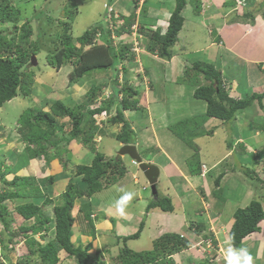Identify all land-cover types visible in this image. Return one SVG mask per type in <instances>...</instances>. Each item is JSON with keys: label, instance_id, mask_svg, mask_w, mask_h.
Listing matches in <instances>:
<instances>
[{"label": "crops", "instance_id": "1", "mask_svg": "<svg viewBox=\"0 0 264 264\" xmlns=\"http://www.w3.org/2000/svg\"><path fill=\"white\" fill-rule=\"evenodd\" d=\"M134 1L113 0L112 5L124 21L125 17L131 15L134 22L130 24H136L139 30L146 26L149 33L155 30L164 33L176 2L169 0L171 4L169 2V5L163 8L160 3L162 0H137L135 5ZM196 1L200 2L195 3ZM218 2L221 6L214 3V6L210 5L205 11L201 0H194L195 4L184 5L183 24L177 40L170 48L169 58L150 52L146 47L145 50L141 48L140 51L128 53L129 58L119 65V71H116V66L114 69L101 70L105 72L103 74L91 71V78V74L86 76L88 80L91 79L89 85L87 79L81 80L83 76L73 80L66 78V75L70 76V65L62 66L58 70L51 66L48 80L46 77L42 80V76L34 75L31 94L24 95L21 92L1 106V114L4 117L7 110L3 106L8 105L11 112L17 109L12 123L17 129L18 116L28 107L49 112L52 104L58 101H67L75 110H78V105L87 106L85 99L96 101L92 102L95 108L102 106L100 103H113L110 110L113 108L116 112L118 108L122 111L133 131L134 143L117 140L116 134L121 131L122 122L110 121L109 118L101 122L103 128L100 134L93 136L92 147L102 153L103 159L106 160L119 156L117 151L120 146L133 144L142 161L158 167L156 194L152 195L147 179L138 166L126 159L127 155L119 156V167H122L124 172L122 176L92 195H82L74 200L71 215L76 216L81 204L85 205L87 210L89 203V218L94 227V233H91L87 222L77 219L71 231L74 247H85L91 243V251L105 249L104 254L115 257L123 246L135 251L149 250L153 241L162 234L175 233L184 236L189 245L171 256L172 264H199L202 258L209 255L215 257L216 264H227V251L230 246L236 250L246 248L253 258V264H264V230H259L261 223L256 231L242 240L240 247L232 246L229 241V230L236 209L246 206L254 199L260 202L264 212V96L260 101L254 99L247 107L236 110L233 119L228 122L207 115L206 102L195 97L194 92L198 86L208 83L202 75L198 74L195 79L193 74L185 73L193 63L201 62L220 71L221 81L226 85L224 92L228 98L245 99L252 93L262 92L264 0H254L263 2L259 10L254 2L251 5H240L235 15L230 13L234 19L229 22L225 17L230 12V7L235 6L234 1ZM190 5L194 6L189 9ZM248 5L256 10L241 16L244 10L249 8ZM144 11L147 13H143ZM104 13L103 9L97 16L95 14L86 29L97 19L96 22L99 23ZM124 23L123 34L120 33L119 39L131 43L138 29L130 30L126 35L125 31L128 32L129 25ZM106 34L102 33L103 45L109 44ZM199 37L203 38L201 45L189 48L191 41L199 40ZM142 40L146 44L148 37H143ZM198 53L202 56L196 57ZM61 68L65 69L64 72H61ZM117 77L123 85H131L134 91L129 97L123 91L118 95L126 96L128 104L135 100V106H119L113 97L97 101L96 98L102 95L103 90L114 91L113 86L120 85ZM159 84L164 85L163 93L156 90ZM93 86L95 89L97 86L100 88L94 91L95 97L88 100L86 91L90 93ZM168 88L171 94L168 93ZM19 96L21 98L16 100ZM74 117L73 114L55 116L59 126L55 127L51 141L59 143L61 149H50L49 158L40 153L29 157L28 151L25 152L26 143L19 138L18 132V137L11 131L0 132V158L14 160L11 162L15 165L14 172L20 176H34L39 181L42 192L53 200L51 204H62L61 194L68 183L75 184L81 191L86 192V186L81 175L76 173L75 167L91 164L94 153L83 139L71 135L75 124ZM2 125L0 120V129ZM104 136L112 139L115 144L110 141L102 144ZM200 138H208L206 143L221 147H216V157L209 158L213 154L209 152L208 158L204 156V159L196 160L194 165L195 160L190 157L195 154L193 152L196 149L193 151L186 143L193 147V144L196 145L194 140ZM247 154H254L259 159L254 158V162L250 163ZM245 161L248 162L245 164ZM202 164L206 165L204 173ZM46 176H51L52 181ZM125 191L134 192L136 195L128 206V216L120 217L116 211V202ZM156 196L169 197L172 211H163L159 207L147 211V204ZM41 201L42 199L39 200ZM16 214L22 217L19 213ZM51 218L53 219L52 216ZM53 222L49 221L47 225ZM141 225L137 238L122 240V237L135 233ZM54 234L55 226L53 237ZM200 245L208 251L200 253ZM26 257L25 261L30 262L31 256ZM105 259L104 257L106 263Z\"/></svg>", "mask_w": 264, "mask_h": 264}, {"label": "trees", "instance_id": "2", "mask_svg": "<svg viewBox=\"0 0 264 264\" xmlns=\"http://www.w3.org/2000/svg\"><path fill=\"white\" fill-rule=\"evenodd\" d=\"M136 1L137 0L133 2L134 5ZM250 1L251 0H244L243 3L249 4ZM184 4L185 0L176 1L175 7L168 18V24L164 33H161L160 30H155L152 32L151 36L146 34L148 36V41L146 42L145 47L148 51L156 52L159 56L165 58L171 56L170 48L177 40L178 32L181 29L184 20L182 13ZM197 6H199V4ZM245 15L246 14L243 13L241 16ZM19 19L18 8L13 4H10L8 0H0V23L11 22L14 28L19 29V27L16 26ZM71 19V16H68L66 21ZM132 19L133 17H131V15L125 17L124 22L129 25L128 32L125 31L126 35L132 30L130 24L134 22ZM124 26L125 23L122 27L116 28L118 36H120V33L123 34L122 29ZM97 29H99L101 33H107L106 41L108 40L109 44H91V39ZM141 30L142 32L144 30L148 31L149 28L144 26L140 31ZM29 36V27H24L23 31L18 35L17 40L15 36L7 37L5 34H0V107L6 101L15 97L18 94V91L22 92L24 95L28 94L26 91L34 81L35 73L30 68L31 62L27 63V61L28 59L30 60L29 56L31 53L36 54L38 46L37 43H32L29 40ZM78 40L82 43L81 45L88 43L93 46L82 50L80 47H76L72 44L71 38L68 35L62 38L61 47L55 48L53 51L46 54L47 63L56 69L66 63L74 64L76 60H79L80 62L74 69L75 79H78L85 74H89L91 71H101L108 68L114 69L115 66L117 68L116 71H119V65L123 60L129 58L128 53H133L131 47L133 44L132 42L131 44L123 42L121 39L115 40L111 38L108 27L104 28L101 24L100 26L93 28L89 27L86 29L78 37ZM116 42L117 45L115 46ZM25 44L29 45L25 46ZM33 46L35 47V50H31L33 52H28ZM120 69H122V66ZM185 73L186 75L193 74L195 79L198 74L202 75V78L208 83L198 86L194 92L195 97L203 99L206 102L207 115H213L223 120H227L228 122L233 119L236 110L247 107L254 99L260 101L264 96L263 90L262 92L252 93L250 97L245 99L235 100L228 98L227 94L224 92L226 88L224 87L223 81H221L220 71L212 65L196 62L193 63V65L190 66V69H187V72ZM116 80L120 85H114V91L108 89L111 94L104 100H109L113 97L116 99L115 103H118L119 106H135V100L130 101V104H128L126 96L121 97V95H118L119 92L123 91L127 96H132L134 94L132 86H128L126 83L123 85V83L118 81V77ZM99 88L100 87L97 86L96 89ZM96 89L94 86L92 87L93 92L91 91L88 94V100L95 97L93 93ZM90 102L91 101H87V106L85 107H80V105H78V110L70 113L75 115L74 119L76 125H73V133H75V136L82 135L83 142L87 143L93 149L94 153L91 164H82L75 167L76 173L81 175V179L86 186V192L81 191V189L75 184H67L65 190L61 194L62 204L53 206L55 234L51 240L47 241L45 244H39L35 239L29 237L28 234H25L27 235L25 239L26 243L31 247L27 256L38 254L40 257V264H54L58 262L59 258L57 252L60 249L65 250L68 255L75 256L77 258V264H89V249L91 243L87 244L84 248L82 245L74 247L71 242V231L74 223L77 222L76 220L78 219L85 220L89 231L94 233V227L89 218L90 204L87 203V210L85 205L81 204L78 213L73 217L71 215V209L74 200L76 197L82 195H86L87 197L92 195L94 192L101 190L107 184L117 180L124 173L122 170L123 168L119 167L120 155L114 159L104 160L103 154L92 147L93 136L95 134H100L101 129L103 128V123L101 125L103 120L100 121V125L95 123L96 115H100L103 110L109 111L113 103H110L109 105H103V103H100L102 106L92 109L89 106ZM224 102H226L228 106ZM68 110L69 109L65 107L63 103L58 101L52 104V108L49 112L39 110L38 108L28 107L20 113L17 119V123L20 127L18 126L17 129L20 135L19 138L26 143L25 152L28 151L29 157L32 158L34 154L39 153L45 155L47 158L50 157L48 151L52 149L56 143L55 141H47V139L55 134V127L57 125L55 116L58 115L63 117L69 113ZM28 112L30 113L28 114ZM44 119L47 121L46 124L49 126V132H51V134L49 137L46 135L48 138L42 140L40 145L36 147L37 149L30 150L29 146L31 144H37L38 142V140L36 141L33 137H28V141H26V138L30 133V127H32L34 123L41 127L40 120L43 121ZM110 121L122 122L121 131L116 134L117 140L126 143H134L133 131L125 120L120 109L116 108V113L110 117ZM2 164L4 169L3 172L0 171V183L3 188L0 192V223L3 228L6 229L10 222L7 219L8 211H6L7 205L4 201L9 200L10 202H15L17 199L24 198H28V202L15 204L14 208L16 212L25 220L34 217L40 222L39 226L33 227L34 232L39 231L42 226L48 228L47 223L51 221V219L48 216L41 219L40 216L42 213V206H45L48 203H53V200L42 192L40 183L34 176L15 175L11 179H7L6 175L9 173L13 165L12 163ZM7 169H9V171H6ZM46 178H48L49 181H52L53 179L51 176H46ZM41 199L42 201L39 202ZM153 207H159L163 211H172L173 209L170 198L166 196H156L153 200L149 201L146 210L148 211ZM263 218L264 212L258 200L253 199L246 206L236 209L229 230V241L231 245L236 248L240 247L242 240L259 228L260 222ZM26 228L28 227H24V229ZM141 228L142 225L135 233L122 237V240L126 241L129 238H137ZM188 245V241L184 236L175 233H165L153 241L152 248L149 250L135 251L127 246H123L114 257V261L116 264H172L171 256L176 252L186 249ZM96 251L95 254L99 257L106 252L105 249H97ZM210 256L211 255L204 259L202 258V261L199 264H216L215 257ZM22 264L26 263L23 262ZM100 264H105V261L102 259Z\"/></svg>", "mask_w": 264, "mask_h": 264}, {"label": "rangeland", "instance_id": "3", "mask_svg": "<svg viewBox=\"0 0 264 264\" xmlns=\"http://www.w3.org/2000/svg\"><path fill=\"white\" fill-rule=\"evenodd\" d=\"M112 1L113 0H8V2L10 4H13L19 10V18L20 19L17 21V24H16V26L19 27V29L14 28V26H12L11 22L0 23V34H5V35H7V37L15 36V38L17 40L18 35L23 31L24 27H29L30 28L29 40L32 43H34V42L37 43L38 47L37 46L36 47H37L38 51L36 50V54L35 53L30 54V56H29L30 60L28 59L27 63L28 62L30 63L31 57L35 56L36 64H32V62H31L30 68L34 71L36 76H42V80L46 77L48 80V77H49L48 74H49V71H52V68L47 63L46 54L48 52L53 51L55 48L61 47L62 46V38L64 36L69 35L71 38L72 44L75 45L76 47H80L82 50L90 48L91 46H93L91 44L103 45L101 42L102 41V35H100L99 37H96L95 39L92 38L91 41H93V43H91V44L86 43L85 45H81L82 43L78 40L79 36H76V35L83 32V30H85L87 28V25L89 24V22L95 17V14L97 16L98 13L100 14L101 12H103V9H104L105 13H104V15H102L100 22L99 23L96 22L98 19L95 20L93 23H95V22L96 23L95 24L91 23V25H92L91 28L97 27L98 24H101L104 28L109 27V21L111 19L107 18V16H106L107 8L104 7V4H106L107 6L111 5L113 7V9L116 11L115 6L112 5ZM174 1L176 2L177 0H174ZM201 1H202L201 6H202V8L204 7L203 11L207 10L210 5L214 6L216 4L217 6H221L220 3L218 2V0H201ZM233 1H234L235 6L230 7V12L227 14V17H225L228 19L227 20L228 22H229V20L234 19V18H232V15L230 13L233 12V14L235 15L237 13V11H239L238 9H240L239 7H240V5H242V2H243V0H233ZM169 2H170L169 0H164V1L162 0V2H160V3H162L163 8H166L169 5ZM193 2H194V0H185V4H187V5H189V3H193ZM199 2L200 1H196L195 3H199ZM252 2H254V0H251L249 5H251ZM195 3H193V4H195ZM262 3L254 2V4L256 5V9L259 10L260 6H262ZM170 4H171V2H170ZM102 5H103V8H102ZM193 6L194 5H190L189 9H191ZM256 9L253 8V6H249V8H246L244 10V13L246 15H248L249 12L252 13ZM242 10L243 9L241 8V11ZM143 13H147V11H144ZM215 15H216V13H215ZM257 15L259 16V13ZM68 16H71L72 19L69 21H66V18ZM73 18H74V20H73ZM122 22L120 20L117 21L118 25L121 24ZM71 23H72V25H71ZM228 26H230V25H228ZM116 31H117V29L115 31H113L112 34L110 33V36L115 37L114 38L115 40H116V33H117ZM235 33H237V31H235ZM146 34L151 36L152 32L149 33V31H146V30H144L142 32V30L140 31L138 29L137 33L134 37V40L132 43H133V45L135 43H138L140 45L139 51L141 50V48H142V50H145V46H144L145 43H144V40H142V38L148 37ZM256 36H258L257 32H256ZM93 37H95V34ZM202 39L203 38L199 37V40L195 39L194 41H191V43L189 44V46H191V47H189V48H192L193 46H197V47L200 46ZM134 41H136V42H134ZM262 43H264V42H262ZM27 45H29V44H25V46H27ZM116 45H117V42L115 43V46ZM133 48H134V46H132V49ZM31 50H35V47L33 46L30 49V51H28V52H33ZM136 53H138V52H136ZM197 56L201 57L202 55H201V53H198L196 55V57ZM79 62H80L79 60H76L74 62V64L73 63H66V64L62 65V66L68 65V67H69V65L71 66V70L69 71L70 76L66 75L67 79L72 78V80H73V78L75 77L74 69ZM55 70H58V69L55 68ZM64 70H65L64 68H61V72H64ZM55 73H57V72H55ZM91 73L103 74L105 72L95 70ZM91 73H89V74H91ZM89 74H85L81 79V80L87 79L86 81H87L88 85L90 84L91 79L88 80V78L86 76H88ZM91 76H92V74L90 75V78H91ZM95 76L99 77L100 75H95ZM189 78L192 79L193 77H189ZM224 86L226 87L225 84H224ZM163 87H164L163 84H159L158 87H156V90L158 92L163 93L164 92ZM32 91L33 90H32L31 85H30V87L28 88L26 93L31 94ZM106 91H107L106 89L103 90L102 95L98 96L96 99H98V101H99L103 97V95ZM167 91L169 94H171L169 88ZM20 93L21 92L18 91V94H20ZM88 94L89 93H87V91H86L85 95H88ZM20 98H21V96H19L18 99H16V100H19ZM84 101H85V104H87L86 99ZM59 102L63 103V105L69 109L68 114L72 113L75 110L73 105L69 104L67 101H59ZM92 102L96 103V101H91L89 104L90 107L94 105V103H92ZM8 107H9L8 105H7V107L3 106V108H5V110H7L6 117H4L1 114L2 109H0V117L2 118V119L0 118V120H1V123L3 124L2 129H0V132L8 133L11 131V132H13V135L18 137L16 135V132H18V129H16L15 128L16 126H14L12 124L14 121L13 117H15V112L17 109L15 111L11 112L10 111L11 109H8ZM163 107H164V105H163ZM164 109H165V107H164ZM29 113L30 112H28V114ZM40 123H41L40 124L41 127L38 126L36 123H34L32 127H30V133L28 134L26 141H28V137H33L36 139V141L38 140L37 144H31L29 146L30 150L37 149L36 147L40 145L41 141L47 139L51 134V132H49V126L46 124L47 121L45 119L43 121L40 120ZM58 126L59 125L57 124L56 128H58ZM46 135H48V137H46ZM71 135L75 136V133H71ZM75 137L80 139V140L83 139L82 135H76ZM218 137H220V136L218 135ZM50 138H48L47 141H51ZM207 139L208 138H200V139L194 140L196 145L193 144V147H191L189 145V143H186L188 145V147L191 148L193 151L196 149L193 152L195 154H192L193 156L190 157V159L195 160L194 165H196V162H197L196 160H200L201 158L204 159V156H205V158H208L209 152L213 153L211 156H209V158L216 157V147H221V146H219V145L217 146L214 143L213 144L206 143ZM109 141H110V143L112 142L113 144H115V142L112 139H109L106 136L103 137L102 144L105 145V143H108ZM190 141H188V142H190ZM42 143H45V142H42ZM205 143H206V145H204ZM9 144L13 145V143H9ZM109 144H108V146H109ZM59 146H60L59 143H56V145L54 146V150L60 151L59 149H61V148H58ZM0 152H1V150H0ZM247 156H248V160L250 163L254 162V158L259 159L254 154H252V155L247 154ZM125 157H126V159L131 161L130 157H128V156H125ZM2 161H4V162H2ZM11 162H14V160L5 159V157L0 158V171L3 172V169H4L2 163L10 164ZM246 162H248V161H245V164H246ZM14 170H15V165H13L11 167L10 171H9V169L6 170V171H9V173H7V175H6L7 179H11L13 176L19 175L16 172H14ZM2 190H3L2 184L0 183V192ZM28 200H29L28 198H24V199H17L15 202H10L9 200L4 201V203L7 205V209H6V211H8L7 219L10 222L8 223V227L6 229H4L0 223V264H22L23 262H25V260L27 259L26 256L28 255L27 252H29V250L31 249V247L26 243L25 239H26L27 235H25V234H28L29 237H32L33 239H35L36 242L39 244H45L46 241H49L53 238L54 222L48 224L47 225L48 228H43V226H42L41 230L34 232L33 227L39 226L40 222L34 217H32L28 220H25L22 217L20 218L16 214V210L14 208V205L17 203H26V202H28ZM46 205L42 206L43 211L41 213L40 218L43 219L44 217L48 216L52 221L53 219L51 218V216L53 217V206L56 204L48 203ZM263 222L264 221L260 222L261 226H260L259 230H261V231L264 230V223ZM26 226L28 228L24 229V227H26ZM2 229H3V231H2ZM21 231H22V233H21ZM21 236L24 239H22ZM198 248H199L200 253L205 252V250H206V249L204 250L202 245H200ZM207 251L208 250H206V252ZM89 252H90V261L88 262L89 264H100V261H102V259L104 260V257L107 259V263H105V264H116V262L114 261V257H110L106 254H102L101 257H99L97 254H95L97 251H94V250L91 251V249H89ZM25 253H27V255H25ZM57 256L59 258V261L54 263V264H77V258L75 256L68 255L67 252L63 249H60L57 252ZM30 258H32V259L30 260L29 264H32V263L39 264L40 257L38 254L31 255Z\"/></svg>", "mask_w": 264, "mask_h": 264}, {"label": "clouds", "instance_id": "4", "mask_svg": "<svg viewBox=\"0 0 264 264\" xmlns=\"http://www.w3.org/2000/svg\"><path fill=\"white\" fill-rule=\"evenodd\" d=\"M244 1V0H243ZM121 18V16L119 15ZM122 19V18H121ZM122 24L118 27H122L124 25V20L122 19ZM98 24L97 26H99ZM137 29V28H136ZM97 31V30H96ZM95 31V33H96ZM94 33V34H95ZM94 39V37H92ZM92 43V42H91ZM133 50V49H132ZM134 51V50H133ZM139 155V154H138ZM141 158V157H140ZM131 158V162L134 165L138 166V162ZM203 165V164H202ZM206 166V165H205ZM202 167V166H201ZM139 168V167H138ZM150 187V186H149ZM123 191V189H121ZM136 194L134 192L125 191L124 195L120 197V199L116 202V211L120 217H127L128 216V206L131 203L132 199ZM11 247V246H10ZM26 264H29L28 261H25ZM36 264V263H32ZM40 264V262H39ZM227 264H253V258L249 254L246 248H241L236 250L231 246L228 248L227 251Z\"/></svg>", "mask_w": 264, "mask_h": 264}, {"label": "water", "instance_id": "5", "mask_svg": "<svg viewBox=\"0 0 264 264\" xmlns=\"http://www.w3.org/2000/svg\"><path fill=\"white\" fill-rule=\"evenodd\" d=\"M31 62L32 64H36L35 56L31 57ZM117 154L120 156L127 155L130 158L134 159L136 162H138V167L143 172L150 186L151 194L155 195L156 194V181H157V177L159 174L158 167L152 163L142 161V159L138 155L135 145L133 144H124L120 146L117 151Z\"/></svg>", "mask_w": 264, "mask_h": 264}, {"label": "built area", "instance_id": "6", "mask_svg": "<svg viewBox=\"0 0 264 264\" xmlns=\"http://www.w3.org/2000/svg\"><path fill=\"white\" fill-rule=\"evenodd\" d=\"M104 7L107 8V13H106L107 18L111 19L109 21L108 29L110 30V33L112 34L113 31H115L116 28L122 24L121 23V24L118 25L117 21L120 20L122 22V19L119 17V14L113 9V7L111 5L107 6L106 4H104ZM131 29H132V31L136 30V24L131 25ZM100 35H102V33H101V31L99 29H97L94 39L96 37H99ZM117 36H118V34L116 33V39H119L120 36H118V37ZM111 38L114 39L115 37L111 36ZM134 42H136V41H134ZM133 46H134V48H133L134 51H139L138 43H135ZM110 94H111L110 91L107 90L104 93L103 97L99 101L107 99L110 96ZM97 101H98V99H97ZM94 107H95V105L91 106L90 108L93 109ZM115 113H116L115 109H113V108L110 111H108V112L106 110H103L100 115L99 114L96 115V122L95 123L96 124H100L101 120L108 119L111 116H113ZM133 162L135 163V161H133ZM205 170H206V166H205V164H203L202 165V172L204 173Z\"/></svg>", "mask_w": 264, "mask_h": 264}, {"label": "bare ground", "instance_id": "7", "mask_svg": "<svg viewBox=\"0 0 264 264\" xmlns=\"http://www.w3.org/2000/svg\"><path fill=\"white\" fill-rule=\"evenodd\" d=\"M191 4V3H190ZM242 4H244V3H242ZM130 7V6H129ZM135 8V7H134ZM201 16V15H200ZM147 53V52H146ZM175 60V59H174ZM211 63V62H210ZM112 68V67H111ZM100 71V70H99ZM133 72V71H132ZM169 75V74H168ZM113 77V76H112ZM96 79V78H95ZM90 80V79H89ZM206 81V80H205ZM92 85V84H91ZM143 85H144V83H143ZM129 86V85H128ZM262 87V86H261ZM111 88V87H110ZM264 88V87H263ZM257 89V88H256ZM263 90V89H262ZM129 97V96H128ZM106 105V104H105ZM95 127V126H94ZM87 129V128H86ZM237 131V130H236ZM235 150V149H234ZM249 178V177H248Z\"/></svg>", "mask_w": 264, "mask_h": 264}]
</instances>
